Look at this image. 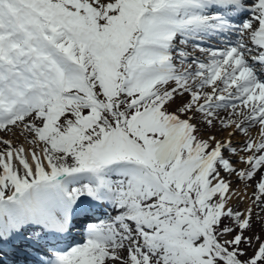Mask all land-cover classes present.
I'll use <instances>...</instances> for the list:
<instances>
[{
  "label": "snow or ice",
  "instance_id": "obj_1",
  "mask_svg": "<svg viewBox=\"0 0 264 264\" xmlns=\"http://www.w3.org/2000/svg\"><path fill=\"white\" fill-rule=\"evenodd\" d=\"M33 245L264 264V0H0V251Z\"/></svg>",
  "mask_w": 264,
  "mask_h": 264
},
{
  "label": "rangeland",
  "instance_id": "obj_2",
  "mask_svg": "<svg viewBox=\"0 0 264 264\" xmlns=\"http://www.w3.org/2000/svg\"><path fill=\"white\" fill-rule=\"evenodd\" d=\"M251 191H252L251 189L248 190L249 195H251ZM254 231L257 232V233L260 232V225L259 224H255L254 225Z\"/></svg>",
  "mask_w": 264,
  "mask_h": 264
},
{
  "label": "bare ground",
  "instance_id": "obj_3",
  "mask_svg": "<svg viewBox=\"0 0 264 264\" xmlns=\"http://www.w3.org/2000/svg\"><path fill=\"white\" fill-rule=\"evenodd\" d=\"M5 138H9V137H5ZM103 219H104V216H103Z\"/></svg>",
  "mask_w": 264,
  "mask_h": 264
}]
</instances>
